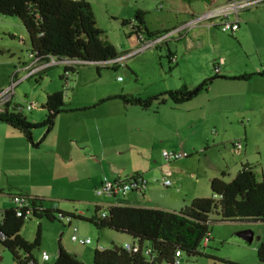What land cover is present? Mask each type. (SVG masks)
<instances>
[{"label": "crops", "instance_id": "1", "mask_svg": "<svg viewBox=\"0 0 264 264\" xmlns=\"http://www.w3.org/2000/svg\"><path fill=\"white\" fill-rule=\"evenodd\" d=\"M203 1L204 5H202L200 13L221 5L227 0L220 3H214L215 0ZM251 9L238 12L239 23L235 31L237 32L236 37L241 42L247 36L252 38L253 52L258 58V63L254 65L253 69H246L247 71L242 73L251 74L247 80L232 79L231 77L239 76L240 73H232L225 68L222 73L218 69L217 74H223L222 76L226 77L215 78L218 81L239 82L259 79L258 81L264 82V75L259 74L264 73V62L260 58L261 51L264 50V45L261 43L264 30H260L264 26V20H261L264 16V7L256 6L253 11ZM198 12H189L185 20L177 22L171 28L162 27L155 30H175L172 33L173 40L176 39L174 41L180 42L184 52L189 53L188 55L192 49L201 48L204 44L210 47L211 56L216 52H222V44L226 43L228 37L215 31L218 30L216 27H207L205 24H201L190 29L182 28V25ZM2 17L0 15V23L4 21ZM15 26L18 33L7 31L8 38L10 40L19 38L21 47L0 46V65L4 67L2 69L4 78L0 81V91L10 85L11 79L16 83L14 90L31 78L35 81L36 89L32 86L24 91L25 100L23 102L22 100H12L15 94L13 90V95L7 102H0V112L17 111L30 122H40L46 113L42 107L46 96L59 90L63 92L65 81L68 79L69 83V76L74 73L75 69L73 66L68 68L63 66L62 73L55 71L54 74L51 70L54 65H46L48 58L33 62L34 58L30 55L27 33L18 24ZM22 49L26 51L24 57L19 53ZM4 53H8V58ZM173 56L174 60L171 59V61L175 65H180L182 61L178 62L175 52H171L170 58ZM223 61L225 62V59H219L212 63V66L218 64V68H220ZM65 70L70 72L64 73ZM198 80L200 79H196L195 82ZM186 82L187 80L183 77H178L177 80L171 78L160 85V90H164L160 93L177 89L182 84L187 85ZM211 84L214 85L215 82L212 81ZM220 85L222 84L217 82L215 89L220 88ZM235 87L236 84L232 86V88ZM67 91L63 92L64 95L67 94ZM209 92L210 90L207 91V96L203 97L198 110L191 111L190 107L185 108L184 111L187 113L185 112L186 116L182 123L180 116L183 113L182 110L172 107L167 101L155 109H141L125 105L118 99L99 102L111 94L98 98L90 97L78 102L71 97L67 102H64V111L55 116L49 130L39 128L32 131V143L18 131L0 122V211L15 206L11 200L13 195L42 198L45 203L49 202L48 204H52L58 210L81 218H88L92 213L87 216L77 210L73 212L68 205L64 204L76 200H87L92 211L96 205L100 207L130 205L179 211L193 199L206 197L199 193L198 183L192 182L188 188H183L184 180L190 181L186 175L194 178L192 172L188 173L190 171H187L189 169L186 162L182 161L183 158L167 162L163 158L162 152L182 149L187 152V157L192 153H200L202 157L208 159L209 162L204 167L202 177L208 182L209 188L210 180L221 178V174H224L223 178L226 176L229 181L236 175L240 169L238 163L235 164V171H229L227 168H230V164L228 165L226 162L225 156L229 151L233 154L232 150L234 149L237 151L236 154H240L242 142L247 147L248 138L245 132L243 136L241 133H234L226 137L228 125L231 126L234 123L228 116V110L215 104L216 100L226 94L220 92L210 95ZM149 96L152 95L145 97ZM30 101L35 103L33 109L20 110L17 108L18 105L24 106ZM236 110L233 109V113L238 114ZM201 120L203 122L199 127L196 123ZM236 143L240 146L236 147ZM244 163L249 162L245 158L239 161L240 166ZM134 176H141L145 180L141 192L131 190L124 195L114 196L95 193V189L104 179L122 180ZM162 178H169L172 185L164 186L165 190H156L155 184L151 182L153 180L161 181ZM177 184L178 189L169 190L170 187ZM67 224L70 226V221ZM88 239L90 240V238ZM209 241L205 247L208 246ZM133 242L134 240L131 238L130 242L123 241L119 246ZM260 243H264V240ZM88 244H91V240ZM110 247L109 245L102 246L96 240V245L92 250ZM93 251H87V259H84L85 253L83 252L76 253V256L84 264H93V253H91ZM42 253L40 264H46L50 257L43 260ZM2 254L3 251L0 250V255ZM34 259L37 263V259L35 257Z\"/></svg>", "mask_w": 264, "mask_h": 264}, {"label": "rangeland", "instance_id": "2", "mask_svg": "<svg viewBox=\"0 0 264 264\" xmlns=\"http://www.w3.org/2000/svg\"><path fill=\"white\" fill-rule=\"evenodd\" d=\"M89 2L92 12L95 17L97 27L102 31V35L106 38L116 49L117 54L123 56L140 47L139 39L137 41L136 35L129 34L131 26L122 25V20H130L133 24L135 11L139 10L144 13L143 19L146 27L150 30L158 28H171L179 21L187 18L189 12L196 11L200 14L203 0H86ZM223 0H215L214 3H220ZM224 4V3H223ZM256 6L264 7V3H258ZM256 6L250 7L253 11ZM1 15V14H0ZM3 16V22L0 23V46L12 45L20 46V39L15 38L10 40L7 31H14L18 33L15 24L21 28L22 25L16 17ZM261 20H264L262 16ZM264 30V26L260 28ZM228 37L225 44H222V52H216L212 55L210 47L206 44L201 48L192 49L190 55L184 52L183 45L180 42L174 41L173 38L166 43L158 44L155 47L147 48L137 51L130 56H127L123 63L125 66L117 67L114 71V65L101 63L86 62L83 64L74 65V73L69 76V89L67 94L64 95V102H67L71 97L74 101H84L90 97H101L109 94H139L142 97L160 93L161 84L164 81H169L171 78L178 79L183 77L187 80V87L192 88L199 84L204 79L212 78L214 76L212 63L217 62L219 59H225V62L220 65L221 73L226 68L232 73H240L247 71L246 69H253L254 65L258 63V58L253 52V40L247 36L243 42L239 41L236 37L237 32L233 34L219 32ZM261 43L264 45V34L261 38ZM175 52L178 57V62L182 61L180 65H175L174 62H169L166 55L167 52ZM21 56H25L26 51L22 49ZM8 58V53H4ZM261 60L264 62V50L260 54ZM107 66V67H104ZM63 65H54L52 72L55 71L62 73ZM0 65V81L4 78ZM250 71V70H248ZM223 75V74H218ZM121 79L118 80L117 78ZM191 79V82H190ZM196 79L198 82H195ZM58 80V79H57ZM212 81L220 82V88L215 89V84L208 87L209 94L225 92V96H221L216 100V105H221L228 110V116L234 123L228 125L226 129V137L234 133H241L248 138V146H244L242 142L240 154H236V150L229 151L225 156V160L230 164L229 171L233 172L236 169L235 164L241 168L239 161L247 160L257 177V179H264V82L258 81ZM195 83V84H191ZM236 84L235 88H232ZM35 86L33 78L23 82L14 91L13 101L25 100L23 97L24 91ZM217 88V87H216ZM176 89V88H174ZM215 89V91H214ZM198 93L189 101L173 105L172 107L182 110L179 113L181 116V123L187 113L185 108L190 107L191 111H196L202 104L203 97L207 96V91ZM214 93H213V92ZM208 94V95H209ZM21 103V102H20ZM167 103H169L167 101ZM170 104V103H169ZM162 106V105H159ZM158 107V106H157ZM156 105L152 107L155 109ZM233 109H237L238 114L233 113ZM186 112V113H185ZM241 112V114H239ZM208 121V120H207ZM206 121V122H207ZM201 121L196 123L201 126ZM236 124V125H235ZM182 129H184L182 127ZM214 130V129H213ZM219 132V130H218ZM186 133V131H184ZM225 133V132H223ZM188 166V173H193L194 178L187 177L190 181L183 182V188H188L192 182L198 183V190L201 195L210 196L211 191L209 184L202 177L204 167L208 164L209 160L202 157L200 153H192L190 156L183 158ZM201 169V174H200ZM240 170V169H239ZM198 171V172H197ZM222 179L229 181L225 176ZM159 179V178H157ZM156 190H165L166 188L161 185L160 180H153ZM178 189V184L171 189ZM86 199V198H84ZM68 205L69 209L73 212L80 211L89 216L92 213L91 206L87 200L72 201L64 204ZM218 219L217 215H210V220ZM77 228L80 237L90 238L91 244L82 245L70 239L72 227ZM210 241L207 247L201 249L210 257L204 256H182L181 264H260L257 256L256 249L258 244L264 240V223L260 221H215L210 225ZM40 229V240L38 247L31 251L33 257L37 259V264L41 263L40 255L44 251L50 257L46 264H51L61 247L71 254L76 256V253H85L87 259V251H93L96 245V240L100 245H121L123 241L130 242L131 237L124 233H118L109 229H96L92 224L83 219L70 220V226L67 224L66 219L61 221H48L44 218H27L20 230L21 236L27 241L34 240L37 228ZM249 230L253 234V239L250 243H246L239 236L237 232ZM105 234H100L102 233ZM111 241V244H110ZM0 250L3 251V256L0 258V264H15L9 252L0 244ZM93 253V252H91ZM77 257V256H76ZM214 257V258H211ZM264 264V263H263Z\"/></svg>", "mask_w": 264, "mask_h": 264}, {"label": "trees", "instance_id": "3", "mask_svg": "<svg viewBox=\"0 0 264 264\" xmlns=\"http://www.w3.org/2000/svg\"><path fill=\"white\" fill-rule=\"evenodd\" d=\"M0 14L16 17L20 21L28 36L29 51L38 60L67 57L101 63L119 57L115 47L97 27L91 6L86 0H0ZM143 15L142 11H135L133 24L130 20H122V25L130 24L129 34L139 39L140 35L152 38L168 31L149 30ZM170 54L168 50L166 57L169 62ZM112 69L115 71L117 66L114 65ZM259 74L264 75L262 72ZM218 77L226 78L215 73L212 78L204 79L192 88L182 84L177 89L149 97L115 94L99 102L118 99L125 105L141 109L157 107L166 101L171 106L178 105L206 91L212 80ZM250 77L251 74H242L231 78L247 80ZM64 106V93L59 90L46 96L42 105L46 113L42 121L30 122L17 111H3L0 112V122L18 131L32 143V131L39 128L49 130L55 116L64 111ZM210 191V196L195 198L179 211L130 205H96L88 218L62 212L49 202L45 203L42 198L29 196L27 206H14L0 211V244L9 252L15 264H37L31 251L39 245L40 229L37 228L33 241H27L20 235L25 219L34 217L61 221L69 218L83 219L98 230L109 229L127 234L139 245L136 252L126 251L122 246L94 249L93 264H150L148 257L141 251L143 247H150L156 259L166 263H171L176 250L182 256L210 257L201 249L204 248L202 241L210 240L209 225L212 222L246 220L264 223V179H257L252 166L244 163L230 181L222 178L210 180ZM212 214L217 215L218 219L210 220ZM256 256L259 263L263 264L264 243H259ZM52 264L84 263L59 247Z\"/></svg>", "mask_w": 264, "mask_h": 264}, {"label": "built area", "instance_id": "4", "mask_svg": "<svg viewBox=\"0 0 264 264\" xmlns=\"http://www.w3.org/2000/svg\"><path fill=\"white\" fill-rule=\"evenodd\" d=\"M258 3H264V0H227L224 4L215 6L213 8L207 9L200 14H195L191 16L183 25L182 28L185 29H190L193 27H196L201 24H205L207 27H216L219 29L221 32H227V33H232L238 28V12L241 10L248 9L252 6H256ZM230 18V16H232ZM168 30L167 32H164L160 35H157L152 38H146L143 35H140L139 37V43L141 44L140 47L130 53H127L119 58L115 59H110L105 62H101V64L106 65V64H112L116 65L117 67H123L125 66L123 63V60L127 57L132 55L133 53L137 51H141L147 48L155 47L158 44L161 43H166L170 39H172V33L174 32ZM30 55L34 58V61H37L38 59L35 58L33 53H30ZM174 60V56L171 58ZM221 61V60H220ZM86 63L85 61L78 60V59H72V58H57V57H50L48 58L46 65H63L64 67L68 68L74 65H79ZM218 64L213 66V71L214 73L218 72ZM70 71H66L65 73H69ZM118 80L121 78L118 77ZM15 81L11 79V83L9 86L4 88L3 90L0 91V102L4 103L7 102L13 95V89L15 86ZM68 79L65 81L64 86H63V92H66L68 90ZM35 107L34 102H27L26 105L20 106L18 105V109H33ZM236 147H239L240 144L236 143ZM187 152L183 151L182 149H179L177 151H163L162 156L167 162L179 160L182 158L187 157ZM145 180L141 176H134L122 180H108L104 179L99 186L95 189V193L97 195H124L128 191L131 190H136L138 192H141L142 188L144 187ZM161 184L163 186H170L172 185V182L169 178H162L161 179ZM12 202L14 203L15 206L17 207H25L27 206L30 198L27 195H13L11 197ZM104 212L102 213V215ZM67 222L70 221L69 218H65ZM70 239L74 242H77L79 244L85 245L90 242L88 238H82L78 235L77 229L75 226L72 227V233L70 236ZM207 239H204L202 241V246L205 247L207 244ZM126 251H132L136 252L139 250V245L137 244L136 241L133 243H128L124 244L122 246ZM141 251L145 256L148 257V262L150 264H181V259H182V253L179 250L175 251L174 258L172 259L171 263H166V262H161L158 261L155 257V254L152 252L150 247H143L141 248ZM42 259L47 260L48 255L43 252L42 253Z\"/></svg>", "mask_w": 264, "mask_h": 264}, {"label": "water", "instance_id": "5", "mask_svg": "<svg viewBox=\"0 0 264 264\" xmlns=\"http://www.w3.org/2000/svg\"><path fill=\"white\" fill-rule=\"evenodd\" d=\"M236 234L246 243H250L253 239V234L249 230H243V231L237 232Z\"/></svg>", "mask_w": 264, "mask_h": 264}]
</instances>
